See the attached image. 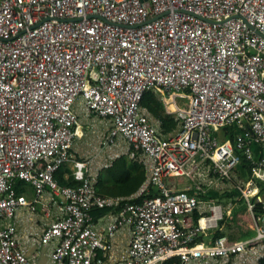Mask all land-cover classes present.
<instances>
[{"label": "built area", "instance_id": "obj_1", "mask_svg": "<svg viewBox=\"0 0 264 264\" xmlns=\"http://www.w3.org/2000/svg\"><path fill=\"white\" fill-rule=\"evenodd\" d=\"M146 92L171 108L174 132L161 136L150 122L140 107ZM77 100L109 121L105 147L121 139L130 158L149 161L133 195L97 194L82 161L73 163L77 185L54 178L71 161ZM228 127L233 141L219 140ZM240 156L250 178L235 188L252 223L232 237L222 229L237 203L172 180L193 181L203 169L229 180ZM257 183L264 187V0H0V264H38L39 251L31 257L19 244L16 217L35 213L45 194L58 210L33 240L48 247L46 264H259ZM93 208L115 213L96 227ZM125 227L120 248L114 239Z\"/></svg>", "mask_w": 264, "mask_h": 264}, {"label": "crops", "instance_id": "obj_2", "mask_svg": "<svg viewBox=\"0 0 264 264\" xmlns=\"http://www.w3.org/2000/svg\"><path fill=\"white\" fill-rule=\"evenodd\" d=\"M153 94H154L155 98L163 105L164 112L167 115L174 117V115L172 113H169L171 108L168 105H164V103L160 100V96L157 93H153ZM140 107L144 112H146L148 114L150 122L156 127V129L159 133L160 132L159 121L155 117H153L146 110V108H144L142 105H140ZM73 109L77 113L78 118L80 116H82L85 119H89L90 116L92 115V114H90V115L85 114V112L83 111V104H82L81 100H77L75 102ZM99 119H101V120H103V122L109 124V127H110V123L107 119H103V118H99ZM174 119H175V117H174ZM94 132H96V131L94 130ZM215 135L218 137L219 140H228L224 136L223 131H221V132L218 131L215 133ZM161 136H164V135H161ZM82 139H83L82 138V132H79V130H77V136L75 138V141L82 140ZM101 144L104 145V140L101 142ZM73 147H74V145L72 146L71 153H70L71 154V161L70 162H72V163H74V161L77 160L75 157H73L74 154H76ZM112 147L114 148V151H117V154L112 155L110 158H107V157L104 158L102 155V149L101 148H98V149L95 148L94 155L91 156L90 158H88L87 160L82 161V162L86 163V165L90 169L91 173L93 175H95V183L96 182L98 183L99 179L101 178L102 183L104 185L108 186L110 184L111 179L109 177V174L108 173L106 174V170L108 169V167L111 166V164L114 160L119 159L121 157L125 158L127 162L137 161V163L141 164L143 166L142 170L145 172L144 175H145V179H146L147 174H148L149 161H147L145 159V160H142V162L141 161L139 162L138 160H134V159L130 158L127 154V148H128L127 144L121 139H117L115 141L114 145H112ZM253 151H254V156L256 158H259L262 156L263 151L259 145H253ZM141 159L142 158H140V160ZM64 166L70 171V175L72 176L73 168L70 169L68 166V163L65 164ZM136 172H140V169L136 170ZM206 172H207V174H206ZM199 173L201 174L200 177L203 178L202 180H204L205 182L213 183L214 181H217L212 176L210 171H207L206 169L199 170ZM70 175H69V173L65 172L63 174L62 178L64 180H67ZM196 177H198L197 174L194 175V177H192L193 181H191V179L188 177L177 178V179H173L172 181L174 182L175 187L177 189L181 190V189H184L185 187L191 186L194 183V180L196 179ZM210 177H212L214 179V181L212 179H210ZM191 182H193V183H191ZM21 188H22L21 189L22 192L19 194L24 195L28 200H32L33 191L31 189V187L29 185L23 183ZM102 196H105V195H102ZM108 197H120V196H108ZM41 211H43L46 216H49L50 211H52L54 214L53 215L54 218H45L44 219L41 217L40 219H36L37 218L36 213L41 212ZM110 213H115V211L113 209H110L109 211H107L106 214L100 216L99 218H96V220H94L96 227H99L106 220H108V216L110 215ZM57 215H58L57 207L48 202V195L45 194L44 197L41 199V202L38 205L35 213L31 214L25 210H22L18 213V215L16 217V229H17V234H18V238H19V244L21 246H25L27 254L31 257L34 256L35 251H37V250L39 251V256L37 258L38 264H46L47 259H48L49 249H48V247H37V245L33 242V240L37 237V234L40 233V230H41V227L43 226V223H49V222L53 221L57 217ZM39 222H41V223H39ZM129 239H130L129 229L127 227H125L116 234L115 239H114V243L117 245V247L125 248L129 242Z\"/></svg>", "mask_w": 264, "mask_h": 264}, {"label": "trees", "instance_id": "obj_3", "mask_svg": "<svg viewBox=\"0 0 264 264\" xmlns=\"http://www.w3.org/2000/svg\"><path fill=\"white\" fill-rule=\"evenodd\" d=\"M154 92H146L141 99L140 105H142L146 110L159 121V130L161 135H167L171 132H174L178 128V122L174 119L173 116L167 115L164 112L163 105L155 98ZM224 132V136L226 139L233 141L235 129L233 127L225 128L221 130ZM220 131V132H221ZM133 161V160H132ZM65 165V164H64ZM62 165L54 174V178L56 179L57 183L60 186H75L77 182L73 180L72 176L70 175V171ZM250 163L249 161L245 160L243 156H240V162L234 170V174H236L238 180L244 182L250 178ZM143 166L137 161L127 162L125 158L121 157L116 159L112 162L111 166L108 167L106 170V174H109L110 177V184L108 186L104 185L99 179L98 183L94 184V188L97 194L105 195V196H120V197H129L136 193L140 186L145 181V172L142 170ZM140 169V172H136V170ZM67 172L69 173V177L67 180L62 178L63 174ZM259 187L264 188L261 183H257ZM22 181H17L15 183V190L17 193L22 192ZM193 190L190 194H193ZM155 192H152L151 196L155 195ZM203 199H213L217 201H224V204L231 202V203H239V192L235 189H232L228 192H223L220 194L212 193H205L204 195L200 196ZM244 209V208H243ZM108 208H93L91 210V215L93 220L99 218L100 216L104 215L109 211ZM258 208H256V212H258ZM237 213V209H233V219L231 220V224L235 223L234 216ZM197 214L194 215V219L196 220ZM229 223L226 220L222 221L220 224ZM221 235L219 231H216L214 237H218ZM246 235L244 234L243 237ZM259 264H264V258L260 260Z\"/></svg>", "mask_w": 264, "mask_h": 264}, {"label": "rangeland", "instance_id": "obj_4", "mask_svg": "<svg viewBox=\"0 0 264 264\" xmlns=\"http://www.w3.org/2000/svg\"><path fill=\"white\" fill-rule=\"evenodd\" d=\"M78 130L79 132H82V140L73 141V149L76 154H74L73 157H75L76 161H85L91 156L94 155L95 148H101L102 149V155L104 158H110L112 155L117 154V151H114V148L112 146L105 147V145H102L101 142L105 139L106 134L108 133L109 124L103 122V120L99 119L96 115L92 114L89 119H85L84 117L80 116L78 118ZM93 120V121H92ZM94 130L96 132H94ZM69 168H73V163H68ZM203 178L196 177V181L194 180V183L192 185H198L202 189L205 190L206 193H216L220 194L223 192L231 191L232 189H235L237 184H241L242 181L238 180L236 174H232L229 180L226 181H214L213 183L205 182L202 180ZM220 202V201H219ZM222 203L225 202L221 201ZM220 202V203H221ZM235 208L237 209V213L234 216L235 223L233 225H227L222 230L226 231L228 235L232 237H239L242 233L248 231V226L251 225V217L249 214L244 212L243 206L239 205V203L236 204ZM49 216H46L43 211L37 212V218H54V214L52 211H50ZM41 223V222H39ZM41 225V224H40Z\"/></svg>", "mask_w": 264, "mask_h": 264}, {"label": "water", "instance_id": "obj_5", "mask_svg": "<svg viewBox=\"0 0 264 264\" xmlns=\"http://www.w3.org/2000/svg\"><path fill=\"white\" fill-rule=\"evenodd\" d=\"M160 16H161V15H160ZM158 17H159V16L155 17L154 19H157ZM154 19H153V20H154Z\"/></svg>", "mask_w": 264, "mask_h": 264}]
</instances>
